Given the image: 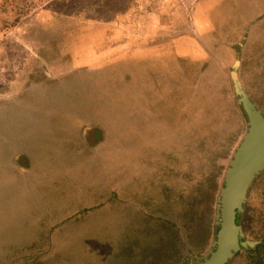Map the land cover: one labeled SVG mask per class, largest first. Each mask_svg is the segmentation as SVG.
Returning <instances> with one entry per match:
<instances>
[{
    "label": "rangeland",
    "instance_id": "1",
    "mask_svg": "<svg viewBox=\"0 0 264 264\" xmlns=\"http://www.w3.org/2000/svg\"><path fill=\"white\" fill-rule=\"evenodd\" d=\"M249 108L264 0H0V264H206Z\"/></svg>",
    "mask_w": 264,
    "mask_h": 264
},
{
    "label": "water",
    "instance_id": "2",
    "mask_svg": "<svg viewBox=\"0 0 264 264\" xmlns=\"http://www.w3.org/2000/svg\"><path fill=\"white\" fill-rule=\"evenodd\" d=\"M250 128L234 154L222 192L220 228L215 250L206 264H225L239 246V229L235 217L254 177L264 169V118L248 109ZM254 112V113H253Z\"/></svg>",
    "mask_w": 264,
    "mask_h": 264
},
{
    "label": "trees",
    "instance_id": "3",
    "mask_svg": "<svg viewBox=\"0 0 264 264\" xmlns=\"http://www.w3.org/2000/svg\"><path fill=\"white\" fill-rule=\"evenodd\" d=\"M242 242V239H240V243ZM248 250V253L253 255L250 258V264H264V239L255 248Z\"/></svg>",
    "mask_w": 264,
    "mask_h": 264
},
{
    "label": "crops",
    "instance_id": "4",
    "mask_svg": "<svg viewBox=\"0 0 264 264\" xmlns=\"http://www.w3.org/2000/svg\"><path fill=\"white\" fill-rule=\"evenodd\" d=\"M122 46H126V43H125V44H123Z\"/></svg>",
    "mask_w": 264,
    "mask_h": 264
}]
</instances>
